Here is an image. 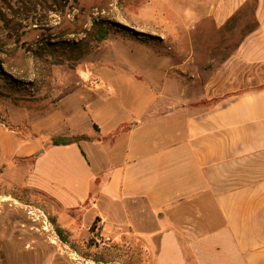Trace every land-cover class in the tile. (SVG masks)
I'll use <instances>...</instances> for the list:
<instances>
[{
	"label": "crops",
	"instance_id": "obj_1",
	"mask_svg": "<svg viewBox=\"0 0 264 264\" xmlns=\"http://www.w3.org/2000/svg\"><path fill=\"white\" fill-rule=\"evenodd\" d=\"M175 1L166 34L185 48L153 70V100L78 88L84 112L90 97L116 102L102 124L61 118L57 136L88 139L17 143L11 160L31 158L28 186L63 210L86 205L111 236L127 226L149 264H264V0Z\"/></svg>",
	"mask_w": 264,
	"mask_h": 264
},
{
	"label": "rangeland",
	"instance_id": "obj_2",
	"mask_svg": "<svg viewBox=\"0 0 264 264\" xmlns=\"http://www.w3.org/2000/svg\"><path fill=\"white\" fill-rule=\"evenodd\" d=\"M175 0H0V264H149L127 226L91 231L86 205L69 211L28 186L31 158L15 156L16 144L45 142L64 132L61 118L86 131L102 124L105 101L83 91L120 88L118 102L147 103L173 52L165 29ZM109 28L96 40L93 25ZM158 81V82H157ZM78 90V91H80ZM63 99L62 112L55 114ZM61 106V105H60ZM51 128L36 135L44 120ZM123 120V118H122ZM58 122V123H57ZM56 123V125H55ZM54 124V125H53ZM123 126L122 128H125ZM121 128V129H122ZM125 130V129H124ZM56 227L63 229L66 242ZM110 233V234H108ZM99 255L104 262H95Z\"/></svg>",
	"mask_w": 264,
	"mask_h": 264
},
{
	"label": "trees",
	"instance_id": "obj_3",
	"mask_svg": "<svg viewBox=\"0 0 264 264\" xmlns=\"http://www.w3.org/2000/svg\"><path fill=\"white\" fill-rule=\"evenodd\" d=\"M93 31H94V36H95L96 40L100 41V40H104L108 36L110 29L106 28V27H102V26H100V24L95 23V25H93ZM86 139H88V138L85 135L54 136L50 139V144L52 146L68 145V144H72V143H78L81 140H86ZM96 221H98V219H95V221L90 226L91 231L95 228ZM56 231H57L59 238H61V240L66 242V239L63 236L64 235L63 229L56 227ZM92 260L95 262H104L105 261V259H103L99 255L93 256Z\"/></svg>",
	"mask_w": 264,
	"mask_h": 264
}]
</instances>
